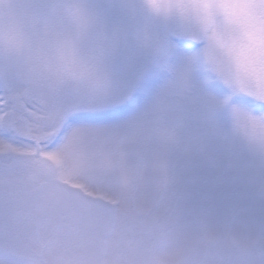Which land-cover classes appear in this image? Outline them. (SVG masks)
Segmentation results:
<instances>
[{
	"label": "rangeland",
	"instance_id": "rangeland-1",
	"mask_svg": "<svg viewBox=\"0 0 264 264\" xmlns=\"http://www.w3.org/2000/svg\"><path fill=\"white\" fill-rule=\"evenodd\" d=\"M203 3L118 0L72 94L100 1L0 0V264H264V0L217 1L214 51L155 42Z\"/></svg>",
	"mask_w": 264,
	"mask_h": 264
},
{
	"label": "flooded vegetation",
	"instance_id": "flooded-vegetation-1",
	"mask_svg": "<svg viewBox=\"0 0 264 264\" xmlns=\"http://www.w3.org/2000/svg\"><path fill=\"white\" fill-rule=\"evenodd\" d=\"M100 4L97 8V15L96 19L92 26H90V34L88 39V46L90 47L89 53L91 56H89V59H87L84 63V66L82 67L81 71L82 73L76 72V70H73L70 72L69 75V81L67 83V86L69 85V89L71 90L73 88H77L80 93V85L86 82L87 77L89 75H92L93 72L97 70L98 67H100L104 60L111 56V54L115 53L117 50L116 46L121 42L122 39H120V28L122 29L123 23L127 21L124 16V11H122V4H118V0H99ZM99 13V14H98ZM151 15V13H150ZM132 18V17H131ZM130 18V19H131ZM151 18L153 19V14L151 15ZM209 16H200L197 21L195 22H189L183 19H177L175 21H171V17L168 15L164 17L163 23L161 26H157L152 30V36L157 37V28L160 27V31H163L164 34L167 36L166 39L163 37H159L156 39L155 42L158 43H164L168 42L170 40L173 33H178V35L183 34L186 39L191 38V35L194 33V29H191L189 31L181 30L176 26V24L180 21H184L185 24H190L193 27H196L201 23V21L207 20ZM129 20V19H128ZM155 57V56H154ZM80 71V72H81ZM66 85V82H64ZM73 85V86H71ZM47 90H51L54 94L55 88H49L46 89H40L38 93L44 97L45 99L49 93ZM103 93H100L99 96H102ZM1 166V165H0ZM10 167H25L23 163H15L12 164Z\"/></svg>",
	"mask_w": 264,
	"mask_h": 264
},
{
	"label": "water",
	"instance_id": "water-1",
	"mask_svg": "<svg viewBox=\"0 0 264 264\" xmlns=\"http://www.w3.org/2000/svg\"><path fill=\"white\" fill-rule=\"evenodd\" d=\"M217 0H205V5H204V14L210 12L213 7L215 6ZM178 27H180L181 29H185V30H190L192 29L191 26H185L183 22H180L177 24ZM204 35V22H201V25L197 28L196 32L194 34H192V40L193 41H198L199 39H201ZM71 93L73 94H77L78 90L77 89H71L70 90ZM19 110H22L21 106H18ZM36 155L38 156L40 154V146L38 144H36Z\"/></svg>",
	"mask_w": 264,
	"mask_h": 264
},
{
	"label": "snow or ice",
	"instance_id": "snow-or-ice-1",
	"mask_svg": "<svg viewBox=\"0 0 264 264\" xmlns=\"http://www.w3.org/2000/svg\"><path fill=\"white\" fill-rule=\"evenodd\" d=\"M245 37L248 40L254 39V35L252 33H245ZM205 44L212 51H214L216 48V40L214 37L207 39V41H205L203 38H201L200 43H193V42H190L189 40H183V39L176 41L177 48L179 50H184V51L194 50V49H197L199 47L205 46Z\"/></svg>",
	"mask_w": 264,
	"mask_h": 264
}]
</instances>
